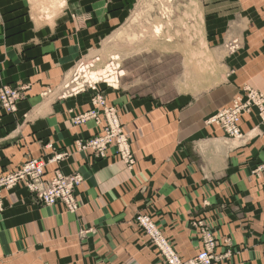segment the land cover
Returning a JSON list of instances; mask_svg holds the SVG:
<instances>
[{
    "label": "crops",
    "instance_id": "0c3cea01",
    "mask_svg": "<svg viewBox=\"0 0 264 264\" xmlns=\"http://www.w3.org/2000/svg\"><path fill=\"white\" fill-rule=\"evenodd\" d=\"M228 1L244 9L205 13L207 45L222 56L220 73L168 101L104 85L66 93L80 59L67 36L27 52L23 38L0 48V86H27L17 111L0 118V175L41 158L44 182L57 172L83 178L74 213L33 201L24 185L2 192L0 264H165L140 215L183 262L203 249L206 230L222 257L214 264H264V179L254 175L264 164V125L246 114L241 137L232 139L207 122L246 87L264 91V0L214 5ZM93 110L99 120L72 124ZM109 111L128 141L131 168L115 147L102 158L78 149V142L102 134ZM57 154L64 156L51 163Z\"/></svg>",
    "mask_w": 264,
    "mask_h": 264
},
{
    "label": "rangeland",
    "instance_id": "374dc122",
    "mask_svg": "<svg viewBox=\"0 0 264 264\" xmlns=\"http://www.w3.org/2000/svg\"><path fill=\"white\" fill-rule=\"evenodd\" d=\"M238 5L244 9L238 2L217 6L214 0H0V48L10 49L12 41L23 38L21 45L27 52L41 43L70 37L80 59L65 84L66 93L98 91V86L104 85L137 97L168 101L179 93L196 91L206 85L207 77L220 73L222 56L207 45L205 13L236 11ZM247 6L252 8L248 2ZM2 86L20 94L17 105L27 89L23 84ZM97 101L104 105L102 97ZM84 114L91 116L87 122L99 120L96 110ZM108 117L113 125L117 122L114 112ZM106 121L110 122L107 117ZM111 147L118 153L117 145ZM127 147L130 151L128 141ZM140 219H147L153 230L144 228ZM136 220L165 264L189 263L180 259L150 218L140 215Z\"/></svg>",
    "mask_w": 264,
    "mask_h": 264
},
{
    "label": "built area",
    "instance_id": "2783aa9c",
    "mask_svg": "<svg viewBox=\"0 0 264 264\" xmlns=\"http://www.w3.org/2000/svg\"><path fill=\"white\" fill-rule=\"evenodd\" d=\"M20 94L9 86L0 87V116L14 113ZM113 115V111L108 112ZM246 114H255L264 125V91L254 90L249 87L243 89L227 108L221 109L208 119V124L219 127L225 136L232 139H239L242 135L240 123ZM91 118L90 115H79L75 117L73 124L76 126L85 124ZM81 150H93L96 156L104 157L106 151L112 145H117L118 154L126 165L131 168L134 165V157L127 147V140L123 137L120 126H114L110 121L102 134H97L84 142H78ZM64 155H55L50 161L57 162ZM46 171V163L43 159H31L19 169L13 172L0 175V213L4 212L2 191L10 190L18 185H25L29 190L32 199L43 206H63L70 213L76 212L79 205L77 189L82 180L79 174L64 177L57 172L56 176L48 182L43 177ZM254 175L264 179V164L258 166ZM144 228L153 230L152 224L147 219H140ZM160 241L161 238L154 233ZM204 248L188 264H214L221 261L222 257L215 255L216 243L209 231L203 233ZM168 253L174 258L171 251Z\"/></svg>",
    "mask_w": 264,
    "mask_h": 264
},
{
    "label": "bare ground",
    "instance_id": "6f19581e",
    "mask_svg": "<svg viewBox=\"0 0 264 264\" xmlns=\"http://www.w3.org/2000/svg\"><path fill=\"white\" fill-rule=\"evenodd\" d=\"M108 70H109V69H108ZM94 76H95V75H94ZM96 76H97V75H96ZM51 160H52V159H51ZM15 188H16V187H15ZM3 191H4V190H3ZM3 191H2V192H3ZM1 196H2V194H1ZM4 209H5V206H4Z\"/></svg>",
    "mask_w": 264,
    "mask_h": 264
}]
</instances>
